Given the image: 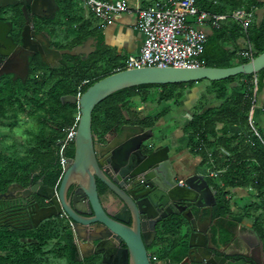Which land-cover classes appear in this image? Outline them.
I'll use <instances>...</instances> for the list:
<instances>
[{"label":"trees","instance_id":"1","mask_svg":"<svg viewBox=\"0 0 264 264\" xmlns=\"http://www.w3.org/2000/svg\"><path fill=\"white\" fill-rule=\"evenodd\" d=\"M63 2L61 13L67 15L74 2L72 0H63ZM196 3L200 8L211 13L226 15L216 25H209L206 28L207 39L199 55L202 64L229 66L249 60L250 57L245 52L248 48H251L253 56L264 50V0H196ZM240 8L251 12V21L246 28L231 15L233 11ZM73 19L75 21H71ZM59 21L64 28L57 29L54 24L49 31L57 35L58 39L55 42L60 47H70L96 33H93L86 22H77L78 20L72 15L65 24L61 19ZM101 43L90 57L82 61L66 54L68 63L58 67V71L54 69L55 67L37 63L35 70H42L45 74L40 84L34 85L36 89L29 96L25 92L16 94L19 85H14V83L5 91L11 92L9 97L0 88L2 95L0 97V123L6 122L7 119L9 126H13L10 117H13L14 113H8L7 105L13 109L15 114L20 113L27 110L26 103L30 104L29 97L38 96V98L42 97L44 102L37 101V104L31 102L29 115L39 114L41 121L45 114H50L52 124L51 131L46 132L44 139L36 135L37 139L33 142L27 141L29 145L26 149L30 154L28 160H25L27 157L24 153L25 148L16 156L11 153H0L3 163V168L0 169V191L5 190L10 183L15 181L25 184L30 172L35 169H40L41 175L46 174L44 181L48 185L58 184L62 175V164L59 157L60 143L57 141L58 138L63 137L66 127L76 126L78 118L77 103H64L60 99L61 95L82 92L100 77L123 68L124 62H119L115 54ZM72 59H76L77 63H71ZM254 75L257 79L255 88L252 81ZM198 81H206L205 90L194 105L193 115L184 126V133L187 135L190 150L201 156L202 164H206L210 170L217 171L216 175L209 177L211 185L216 190L214 216L220 224L227 225L222 231L226 239L232 234L235 217L250 221L253 229L264 238V120L261 123L255 119L253 110L257 102L254 105L251 102L254 91L258 101V94L264 87V68L256 73H238L219 80L199 79ZM196 82L192 80L174 83H146L119 89L104 97L94 106L92 132L103 137L114 126L130 121L151 127L159 117L165 114V110L159 111L154 116L143 117L138 110L131 107L133 98L139 96L143 102L148 101V89L157 88V99L152 101L159 103L172 99L173 103L180 104L185 91ZM48 83H52L51 88L47 87ZM19 87L21 90L23 85ZM208 95L218 100L219 103L208 106ZM47 98L49 106L46 105ZM69 104L72 106H68ZM205 105L207 106L204 107ZM17 116L16 114L15 117ZM219 123L221 126H218ZM229 124H238L242 131L237 135H228ZM64 152L66 155H73L72 142L67 145ZM7 159H9L8 162H6ZM0 226L28 228L14 225L9 221L0 222ZM46 226L49 228L50 223ZM177 226L178 221L170 219L160 228L165 241L169 240L172 232L175 233ZM21 234L12 236L5 231H0V251H2L0 264H44L39 261V258L43 257H38V255H46L45 246L53 237L58 240L59 250L63 249L59 241L64 240L71 256L77 259L72 231L66 221L61 233L48 230L46 233L35 236L24 234V232ZM21 236H25V240H20ZM172 241L175 243V239ZM185 242L181 239L175 251H172L170 247L163 248L159 257L162 259L169 257L170 260L180 261L185 255V249L182 246ZM37 250L41 251L37 252ZM151 258L156 259L157 257L151 256ZM89 261H85V264H90Z\"/></svg>","mask_w":264,"mask_h":264},{"label":"water","instance_id":"2","mask_svg":"<svg viewBox=\"0 0 264 264\" xmlns=\"http://www.w3.org/2000/svg\"><path fill=\"white\" fill-rule=\"evenodd\" d=\"M28 7L23 4L24 24L20 33L21 47L31 46V53L37 52L41 59L51 63L62 54L76 55L88 52V47L96 48L97 40L89 37L83 44L71 48H55L50 46L47 34L42 35V44L33 46L38 38L37 27L31 15L52 18L59 5L56 0H42L40 5L46 8L39 14L34 0H25ZM2 3L1 6H5ZM12 23L0 19V38H7V31ZM28 55V54H27ZM27 55L22 60L27 64ZM264 68V50L247 61L229 66H210L200 64L195 66H157L147 65L131 68L117 69L106 74L90 85L79 95L67 93L61 95L64 103H77L78 118L73 143V155L66 158L62 166V175L57 185L49 187L41 180L32 185L20 182L10 183L5 190L0 191V200L18 198L19 203H25L32 198L34 207L41 208L36 195L50 199L52 210L38 219L29 218L24 227H32L51 215L66 213L71 219L70 226L73 242L76 245L77 257L82 259L90 257V264H170V258L163 260L152 259L148 253V246L154 244V239L160 228L170 219L172 212L168 208L179 202L205 201L208 197L214 201V191L208 178L202 173L188 174L183 178L184 184H179L176 167L166 151L160 149L143 148L150 137H133L124 133L123 125L114 126L103 137L92 132V110L94 106L107 95L130 86L146 83H174L185 81H198L199 79L219 80L238 73H256ZM2 72H13L4 68ZM139 130H143L140 126ZM68 130L59 139L65 141ZM150 147V146H149ZM96 178L104 182L119 197L121 204L116 208H108L100 199L97 191ZM33 172H30L31 182ZM76 185V186H74ZM72 190L69 191V187ZM18 187L17 191H14ZM49 189L53 192H50ZM142 189V190H141ZM52 194L53 197H52ZM52 197V198H51ZM57 207L58 210H54ZM111 207V206H110ZM7 210L1 211L6 213ZM169 219V220H168ZM159 229V230H158ZM93 231V235L87 232ZM203 247L213 251L220 249V241L206 247L208 235L200 231ZM87 243L90 252H82L81 244ZM188 244L192 242V235ZM195 245H199L198 242ZM186 259L172 264H184ZM202 264L215 263L213 258L202 256ZM226 264H233L227 262Z\"/></svg>","mask_w":264,"mask_h":264},{"label":"flooded vegetation","instance_id":"3","mask_svg":"<svg viewBox=\"0 0 264 264\" xmlns=\"http://www.w3.org/2000/svg\"><path fill=\"white\" fill-rule=\"evenodd\" d=\"M41 1L42 0H34V2H36L35 6L39 14H43L46 11V8L40 5ZM56 2L59 5V9L56 10L52 18H47L45 16H38L35 14L34 15L29 14V17L34 20V24H35L34 27H37L36 31L38 32L37 34L38 38L40 37L34 42H30L35 47H39L43 45L41 42L42 35L40 33L43 32L44 34H47L50 40V46L55 48H65L58 46V44L55 42V40L58 39L57 35L56 34L54 35L49 31L52 28V26L57 21L60 20L59 18L61 17L60 14H61V6L63 4V0H56ZM2 3H6V5L1 6ZM23 4L26 6V8L28 7V4L25 0H0V19L8 20L12 23L11 28L7 31V36H10L11 40H8L7 38H0V70L2 66H4V68L13 70V72L0 73V88H2V90L5 92V90L9 89L13 83L14 85L17 86L23 85L25 91L26 90L28 91V93L26 92L25 93L28 94L29 96L31 92V88L33 87L34 89H36V86L34 87V85L40 84V80L42 79L43 74H45V72L42 70H35L37 63L39 64L42 63L48 67L57 68L62 65H66L68 63V59L66 58L65 56L66 53H65L62 54L60 58L54 59L53 62L47 63L43 59H41L40 55L37 52L31 53L32 50H31V46H29L30 44L26 47H21V45L19 44L20 33L25 21L24 13L22 11ZM86 39L77 44H83L86 41ZM72 46L66 48H71ZM99 46L100 44L97 43L96 48L94 50L93 47L90 48L88 47V52L79 53L73 55V57L79 58L81 59V61L85 60L86 58L90 57ZM24 55L28 56L27 64L25 63L24 60H22V56ZM70 62L77 63V60L72 59ZM19 86L17 87L18 89H20ZM26 105L31 106V104L29 103ZM30 117L32 116L30 115L27 116V119H30ZM121 125L124 126L122 131L133 137L136 136L142 137L146 135L151 136L152 134V130H150L149 127L142 126L141 124L135 123L133 121L121 123L119 126ZM140 126L143 127V130H139ZM70 142L71 140L67 143V145ZM58 143H60L59 140ZM146 144L147 145H144L143 147L144 149L147 148L148 146L150 150L160 149L162 153H165L166 151L168 152V148L165 144L153 145L147 142ZM67 157H69V155H66V158ZM32 172H33L32 181L31 182L29 181L30 179V175H29V178L24 185H28V184L32 185L33 183H36L43 175L40 174V169L33 170ZM45 175L46 174H44V177ZM44 179L45 178H43L41 182L45 184ZM208 182L211 185L209 178H208ZM96 183H97L98 195L100 196V199L103 201V203L106 204V206L109 209L110 208L114 209L121 204L119 197L104 182L96 178ZM182 184H184V181ZM49 187H53V186L49 185ZM72 187L73 186L69 187V191L72 190ZM211 187L212 190L214 191V201L208 197L204 202L195 199L194 201H191V203H188L186 201L179 202L173 205L171 208L170 207L168 208L169 210L172 211L168 215V218L175 219L176 221H178V226L176 227V231L175 233H173V236H175L174 237L175 243L171 244L170 249L172 251H175L178 249L179 242L181 241V239H184L186 241L184 245H182L183 248L185 249V255L182 259H186L187 261L184 264H202L200 260L204 255L213 258L215 263L226 264L227 262L230 261L233 264H264V238L256 230L253 229L251 223L246 222L245 220H241V219L237 220L234 218L235 225L232 227L231 236L226 239V237L223 235L222 231L225 227H227V225L220 224L218 222V219L214 216L213 208L216 202V190L212 185ZM18 189L20 188L15 187L14 191H17ZM49 191L52 192L50 189ZM53 195L54 194H52V197ZM33 197L34 196L29 198L24 204L19 203V199L15 197L8 198L7 200L5 199L0 200L1 211L7 210L6 213H1L0 222L9 221L14 225L25 226L26 224L27 226L29 222V218L38 219L40 216L45 215L47 212L52 210L50 199H46L36 195L35 200H38L39 206H41V208H37L34 207L33 205L34 202L32 201ZM53 209L58 210L57 207H53ZM55 217L57 219L66 221L69 227L71 228L70 226L71 219L64 212L58 213L57 215H51L50 217H47L44 220H48ZM204 230L206 231L209 239L207 241L206 247L212 246L214 243H216L217 240H219L221 251L213 250L209 252L207 248L205 249V247L201 245L203 239L200 231H204ZM90 234L93 235L94 234L93 231L87 232V235ZM191 235H192V242L194 243L192 245L188 244L189 237ZM159 237H160V232L158 231V233L155 236L153 245L157 243ZM196 242H198L199 245L196 246L195 245ZM90 246L91 245L89 244H87V246L85 245L84 247L85 253L91 251ZM90 257L91 256L84 257L85 261L88 262ZM174 262H179V261L170 260V264Z\"/></svg>","mask_w":264,"mask_h":264},{"label":"built area","instance_id":"4","mask_svg":"<svg viewBox=\"0 0 264 264\" xmlns=\"http://www.w3.org/2000/svg\"><path fill=\"white\" fill-rule=\"evenodd\" d=\"M84 6L95 15L108 19L119 12L134 14V27L144 37L137 54L128 56L123 68L138 66H195L202 64L199 55L204 49L207 39L206 28L216 25L225 18L224 14L211 13L200 8L196 0H82ZM232 17L238 19L246 28L251 21V12L245 8L233 11ZM252 58V50L245 51ZM254 88L256 76L252 79ZM80 94V91L77 95ZM252 105L257 102V95L251 96ZM75 125L68 126L65 141H60L59 157L62 166L66 163L64 152L67 143L73 138ZM212 170L210 175H216ZM182 184L183 179L179 178ZM153 258H155L153 256Z\"/></svg>","mask_w":264,"mask_h":264},{"label":"crops","instance_id":"5","mask_svg":"<svg viewBox=\"0 0 264 264\" xmlns=\"http://www.w3.org/2000/svg\"><path fill=\"white\" fill-rule=\"evenodd\" d=\"M77 1H82V0H77ZM130 1L134 4L137 3V0H130ZM69 11L70 13L67 15L61 13L60 19L62 20V18L64 19L66 17L67 19H69L71 18V15H72V17H75L76 20H78L77 22H80V23L83 21L86 22L88 27L92 29L93 33L96 32L89 37L96 39L97 43L102 42L101 43L102 45L107 46L109 51L115 54L119 62H124L128 56L138 53L140 46L142 44L144 35L139 29L134 27V14L133 13L119 12V13L113 14L108 19H103L95 15L94 13L90 12L82 3L80 4V6L72 4ZM71 21H75V19ZM63 24L65 23L63 22ZM205 85L206 83H199V84L195 83L193 86L188 88L186 91V95L184 96L180 104L173 103L172 99L163 100L159 103L155 101H145L144 104L145 103L146 104L149 103L151 105L153 104V107L150 106L151 111L148 114H145L143 117L154 116L159 111L165 110V114L159 117L155 121L154 124L156 127H161L162 126L161 123L171 124L170 122H172V125L174 126V130L176 131L177 135H174L173 137V140H174L173 145L177 146L176 149L174 150V147L173 149L171 148L169 141L166 143L165 142L161 143V144H165L167 146L168 154L170 155V159L175 165L176 169H177V164L179 163L180 159H187L190 162L192 173H202L207 178H209L210 172L212 170H210V168H208L206 164L204 165L202 164L201 156L199 154H194L190 150V147L188 145L187 135L186 133H184V126L188 123V121L192 117L194 105L197 102L198 98L201 96V94L204 92ZM149 93L156 94L154 97V100L157 99V95H158L157 88L148 89L147 94ZM208 96H209V99H208L209 103L207 104L208 106L217 105L219 103L218 100L211 98V95H208ZM137 98L140 99L139 96L135 97V99ZM263 102H264V87L258 94V101L253 110V116L258 122H261V123L264 120ZM207 105H205L204 107H206ZM28 114L24 111L20 112V115H22L23 120H27V116H29ZM177 121H179V123H176ZM4 124L5 125L7 124V126H5ZM218 126H221V123H219ZM228 129H229L228 135L230 136L237 135L242 131L241 127L238 124H229ZM13 136H14L13 126L12 125L9 126V120L6 119V122H1L0 123V143L3 141H6L7 143H13V140H12ZM59 139L60 138H58V140ZM22 143H25V141L22 140ZM171 150H174V151L171 152ZM0 151H2V153L5 152V151L3 152V148H0ZM8 161L9 159L6 160V162ZM35 170H39V169H35ZM179 178L183 179L184 177L179 176ZM235 219L237 218L235 217ZM240 219L244 220L242 218ZM156 244L158 248L166 247L165 238L162 237L161 233H160V237ZM85 245L87 246V243L81 244L82 252H84ZM156 259L163 260L159 256H157Z\"/></svg>","mask_w":264,"mask_h":264},{"label":"rangeland","instance_id":"6","mask_svg":"<svg viewBox=\"0 0 264 264\" xmlns=\"http://www.w3.org/2000/svg\"><path fill=\"white\" fill-rule=\"evenodd\" d=\"M73 1H74V5L80 6L81 3L83 4V1H77V0H73ZM66 21H67L66 18H64V19L62 18V23L63 22L66 23ZM55 27L57 29H61V27H62L61 22L57 21L55 23ZM62 29H63V27H62ZM60 43H62V42H60ZM71 56H73V55H71ZM54 69L57 71L59 70L58 67L54 68ZM197 83L198 84L199 83H206V81H197L196 84ZM51 84L52 83H48L47 87L51 88ZM34 91H35V89L32 87L30 94ZM186 91L184 93V96L186 95ZM24 92L28 93L27 90L25 91V88H23L21 90L20 89L16 90V94H21ZM4 94L9 97L11 92H9V91L4 92ZM155 95L156 94H154V93H152V94L149 93L148 94V101H152L154 99ZM6 96H5V98L8 99ZM0 97H2L1 94H0ZM29 100H30V104H31V102L37 104L38 103L37 101H39L40 103L44 102V99H42V97L38 98V96L29 97ZM155 102H157V101H155ZM26 104H28V102ZM131 104H132L131 107L133 109H136V110L138 109V112L141 116L148 114L151 111L150 106L153 107V104L152 105L149 103L144 104V102L141 99H139V98L135 99V97L133 98V101ZM46 105L49 106V99L47 100ZM68 106H72V105L69 104ZM6 108H7L9 114L14 113L13 117H10V121L13 123V134H14L13 139H12L13 143H7L6 141H3L0 143V148H3V152L5 151L4 153L8 152V154L9 153L15 154V156L18 155L19 152L25 148L24 153L27 156V157H25V160H28L30 158L29 157L30 154L28 153V151L26 149L29 145L27 143V141L30 143L33 142L35 139H37L36 135H39L41 137V139H44L46 132L51 131L52 124H51L50 114H45V116H43V118H41V121H40V115L39 114H34L32 117H30V119L23 120V117L20 115V113L16 112V114L18 116L15 117L16 114H15V112H13V109L9 105H7ZM26 109L27 110H23V111L26 112L27 114L31 113V106L30 107L27 106ZM170 123L171 124L161 123V125H162L161 127H156L155 124L153 126L149 127L150 130H152V134L146 140V142L151 143L153 145H159L161 143H164V142L166 143L169 141L171 148L173 149V147H174V150H175L177 146L173 145V143H174L173 137H174V135H177V134H176V131L174 130V126L172 125V122H170ZM176 123H179V121H177ZM22 140L25 141V143H22ZM174 150H171V152H173ZM0 153H2V151H0ZM2 165H3V163L1 162V159H0V169L3 168ZM176 171H177V175L186 177L188 174L192 173V170L190 167V162L187 159H180L179 163L177 164ZM237 201H239V200H237ZM238 219H240V218H238ZM245 221L250 222L248 220H245ZM48 223H50V227H52V228H50V227L47 228L46 224H48ZM64 226H65V221L63 222L61 219H57L55 217V218H51L50 221L44 220L42 222H39V224H37V225H34L32 227H28L25 229H19V228H15V227L14 228L13 227L6 228V227L0 226V231H5L7 234H10L12 236H17L18 234L22 235L21 234L22 232H24V234L26 233L27 235L30 234L32 236H35V235H38L41 233L42 234L46 233L48 230H49V232L53 231V232L61 233ZM173 233L174 232H172V234L170 235L169 240L166 241V243H167L166 247L167 248L171 247V244L173 243L172 240L175 239L174 238L175 236H173ZM20 238H21L20 240H22V241L25 240L24 239L25 236H23V237L21 236ZM37 242H38V240H37ZM57 242H58V240L57 239L55 240L54 237L52 239L48 240V242L46 244L47 246H45L46 255H43V256L38 255V257H43L42 259L39 258V261L44 262V264H70V263L85 264V258L76 259V258H73L71 256L69 250L67 249V247L65 245L64 240L59 241V243L61 244V247H63V249H61V250L58 249V247H57L58 243ZM166 247H164V248H166ZM39 249H41V247ZM40 251L41 250H37V252H40ZM162 251H163V247L158 248L157 244L148 246V253L152 257L153 256L154 257L159 256V254ZM0 253H2V251H0Z\"/></svg>","mask_w":264,"mask_h":264}]
</instances>
